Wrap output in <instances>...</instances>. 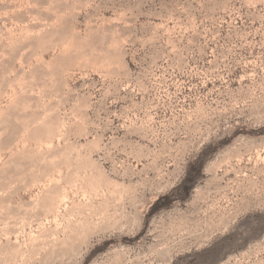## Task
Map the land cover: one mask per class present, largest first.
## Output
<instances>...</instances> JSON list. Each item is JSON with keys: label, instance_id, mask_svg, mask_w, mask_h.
Wrapping results in <instances>:
<instances>
[{"label": "rangeland", "instance_id": "rangeland-1", "mask_svg": "<svg viewBox=\"0 0 264 264\" xmlns=\"http://www.w3.org/2000/svg\"><path fill=\"white\" fill-rule=\"evenodd\" d=\"M172 3L0 0V264H264V84L228 51L264 21L233 0L173 59Z\"/></svg>", "mask_w": 264, "mask_h": 264}, {"label": "snow or ice", "instance_id": "snow-or-ice-1", "mask_svg": "<svg viewBox=\"0 0 264 264\" xmlns=\"http://www.w3.org/2000/svg\"><path fill=\"white\" fill-rule=\"evenodd\" d=\"M143 4L144 0H140V4L137 6ZM157 4L159 9L168 10L171 16L176 15L177 9L172 0H157ZM233 7H235L233 0H182L180 9L184 22L179 25V31L175 28V21L170 19L169 23L174 25L173 28L165 33L158 31L153 39L166 36L168 43L165 54L173 59L190 58L200 50L206 51L204 47L207 42L205 40L207 35L205 28L214 31L216 27L215 19H219L221 12L233 15L231 12ZM240 7L257 9L261 13L262 21H264V0H240ZM161 28H163V25H161ZM261 34L264 35V23H262ZM228 51L234 52L235 58L240 60L245 67V79H258L264 84V42L260 43L259 57L249 56L246 49L236 51L235 45L229 48ZM48 147L51 148L52 145L49 144ZM4 194L6 195V193Z\"/></svg>", "mask_w": 264, "mask_h": 264}, {"label": "trees", "instance_id": "trees-1", "mask_svg": "<svg viewBox=\"0 0 264 264\" xmlns=\"http://www.w3.org/2000/svg\"><path fill=\"white\" fill-rule=\"evenodd\" d=\"M179 188H180V191L183 192V197L188 195L195 188V182H194L191 172L189 173V175L187 176V178L185 179V181L182 183V185Z\"/></svg>", "mask_w": 264, "mask_h": 264}]
</instances>
